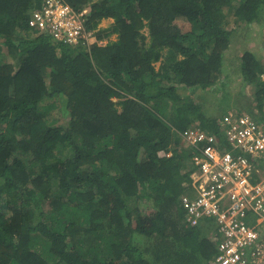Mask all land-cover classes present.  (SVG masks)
Returning <instances> with one entry per match:
<instances>
[{"label":"trees","instance_id":"trees-1","mask_svg":"<svg viewBox=\"0 0 264 264\" xmlns=\"http://www.w3.org/2000/svg\"><path fill=\"white\" fill-rule=\"evenodd\" d=\"M62 1L89 5L92 31L112 23L90 47L60 45L27 26L44 1L0 0V264H207L212 223L189 227L180 208V134H219V105L180 91L215 85L238 25L264 41V0ZM239 73L263 111L249 51Z\"/></svg>","mask_w":264,"mask_h":264},{"label":"built area","instance_id":"built-area-1","mask_svg":"<svg viewBox=\"0 0 264 264\" xmlns=\"http://www.w3.org/2000/svg\"><path fill=\"white\" fill-rule=\"evenodd\" d=\"M84 12L45 0L27 25L65 44H86ZM254 109L225 112L217 135L196 127L180 134L192 155L180 208L189 227L212 223L215 254L207 264H264V109Z\"/></svg>","mask_w":264,"mask_h":264},{"label":"rangeland","instance_id":"rangeland-1","mask_svg":"<svg viewBox=\"0 0 264 264\" xmlns=\"http://www.w3.org/2000/svg\"><path fill=\"white\" fill-rule=\"evenodd\" d=\"M85 11L89 12V5L84 6ZM112 23V19H102L99 21L97 27L93 30L96 32L100 28H106ZM233 25L232 23H230ZM187 29V24L184 25ZM238 33L231 37V44L228 50L224 53L223 66L221 73L216 80L214 86L207 90H196L193 91H180L181 95H190L199 104L203 103L205 110L211 111L216 109V105H219V109H216L215 115L222 117V115L228 110H238L242 107V111H252L255 110V105L250 101L251 95L253 94V87L251 85H246L245 82L241 80L239 73L240 66V55L244 51H249L252 53L259 65L264 68V41L262 36V26L253 23L251 25L245 26L240 24L236 27ZM144 34L147 31L143 30ZM110 40H115L116 35H112ZM98 40L93 37L89 40V47L96 43ZM105 41L99 42V44H104ZM155 68L159 66V62L155 63ZM228 106V108H226ZM264 109V108H263ZM68 118L64 117L58 124L65 123ZM140 211L143 213V217L149 220V213L151 212L150 206L140 200Z\"/></svg>","mask_w":264,"mask_h":264},{"label":"clouds","instance_id":"clouds-1","mask_svg":"<svg viewBox=\"0 0 264 264\" xmlns=\"http://www.w3.org/2000/svg\"><path fill=\"white\" fill-rule=\"evenodd\" d=\"M42 1H45V0H42ZM42 3H44V2H42ZM65 3V2H64ZM67 6H69L72 10H74L75 12H77V13H81V12H83V11H85V8H81V9H74L73 7H71L70 5H68L67 3H65ZM43 5V4H42ZM42 5H41V7H42ZM41 7L39 8V9H41ZM39 9H36V10H39ZM35 10V11H36ZM33 12V11H32ZM88 15V12H84V14H83V28H84V30L86 31V32H88V35H89V40H92V38L93 37H95V35H94V32L92 31V30H90L88 27H86V22H87V19H86V16ZM27 17H29V15L27 16ZM28 26V25H27ZM29 29H35V30H38V33H40V34H44V35H46L47 37H49L53 42H56V43H58V44H60V45H66V46H73V47H76V46H89V41H88V43H86V44H82V43H79V44H76V45H71V44H65V43H62V42H59V41H57V40H55L51 35H49L47 32H45V31H43V30H41V29H38V28H30V27H28ZM96 38V37H95ZM95 44V43H94Z\"/></svg>","mask_w":264,"mask_h":264}]
</instances>
